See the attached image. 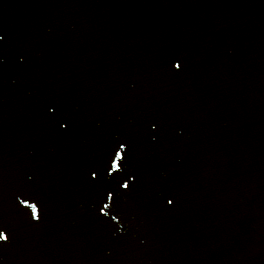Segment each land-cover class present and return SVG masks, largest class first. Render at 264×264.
Returning a JSON list of instances; mask_svg holds the SVG:
<instances>
[{
	"label": "snow or ice",
	"instance_id": "obj_1",
	"mask_svg": "<svg viewBox=\"0 0 264 264\" xmlns=\"http://www.w3.org/2000/svg\"><path fill=\"white\" fill-rule=\"evenodd\" d=\"M0 39H3V37L0 36ZM180 67H181V65L179 63L175 64V68L176 69H179ZM124 151H125V146L123 144L119 145V150H115L114 151V156L110 160V162L108 164V167L105 169V173H106L107 177L112 178L113 180H117L118 179V177L114 176L113 174L114 173L119 174V172H120V163L119 162L124 159V156L122 155V153ZM96 179H97V174H96L95 171H93L91 173V180L95 182ZM118 186L123 188V189H125V190H127L129 188V184L128 183H119L118 182ZM102 196L106 197L108 202H111L112 199H113V194H112L111 191H106V192L102 193ZM108 202H103V199H102L101 207L98 209L99 216L104 217V216L109 214L108 212L105 211L106 209H110V204ZM167 203H168V205H172L173 204V200L172 199H168ZM23 206L25 208H31V217H32L33 220H38L39 219L37 209H36V207L34 205L25 203ZM111 219L113 221L117 220L115 215H112ZM8 240H9V235H7L5 233V231H0V242H3L4 244H6L8 242Z\"/></svg>",
	"mask_w": 264,
	"mask_h": 264
}]
</instances>
